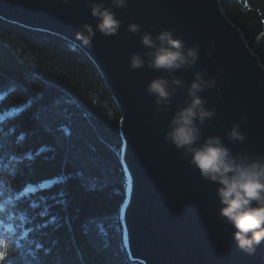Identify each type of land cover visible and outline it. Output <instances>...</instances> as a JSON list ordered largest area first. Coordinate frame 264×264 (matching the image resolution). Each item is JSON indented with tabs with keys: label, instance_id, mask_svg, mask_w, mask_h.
Masks as SVG:
<instances>
[{
	"label": "water",
	"instance_id": "1",
	"mask_svg": "<svg viewBox=\"0 0 264 264\" xmlns=\"http://www.w3.org/2000/svg\"><path fill=\"white\" fill-rule=\"evenodd\" d=\"M113 11L121 21L118 33L96 31L91 44L84 45L77 33L84 24H97L88 0H0V18L80 47L98 67L119 107L121 160L128 179L121 223L130 260L143 264L140 255H146L154 264H264V242L252 254L237 247L232 227L219 216L216 185L202 179L188 158L165 142L183 93L168 111L156 112L145 88L164 73L147 67L130 70V56L145 49L140 35L127 29L136 23L154 35L171 30L187 46H198L195 68L179 74L186 82L193 71L215 77L218 90L204 95L216 116L203 134L224 137L239 123L246 140H225L233 152L264 154V66L259 56L224 13L221 0H128L125 9ZM132 191L138 201L128 208Z\"/></svg>",
	"mask_w": 264,
	"mask_h": 264
},
{
	"label": "trees",
	"instance_id": "2",
	"mask_svg": "<svg viewBox=\"0 0 264 264\" xmlns=\"http://www.w3.org/2000/svg\"><path fill=\"white\" fill-rule=\"evenodd\" d=\"M221 7L264 66V0ZM0 117V221L13 225L9 239L27 232L10 264H141L130 260L121 223V113L90 57L0 18ZM29 185L37 191L17 198Z\"/></svg>",
	"mask_w": 264,
	"mask_h": 264
},
{
	"label": "clouds",
	"instance_id": "3",
	"mask_svg": "<svg viewBox=\"0 0 264 264\" xmlns=\"http://www.w3.org/2000/svg\"><path fill=\"white\" fill-rule=\"evenodd\" d=\"M128 0H88L90 15L97 20L95 28L84 24L77 39L91 44L95 32L109 36L118 33L121 21L113 9H125ZM140 35L144 53H133L129 68L136 71L149 68L164 73L147 84L145 92L154 98L156 112H166L180 93V101L165 133V142L172 144L200 174L216 185L219 216L233 229L237 247L248 254L264 242V154L233 152L225 143H243L246 136L239 123L232 125L224 137L204 136L203 129L216 116L215 108L208 106L204 93L218 90L215 77L206 71H193L186 82L179 73L194 69L199 60L198 46H187L171 30L155 35L131 23L127 29Z\"/></svg>",
	"mask_w": 264,
	"mask_h": 264
},
{
	"label": "snow or ice",
	"instance_id": "4",
	"mask_svg": "<svg viewBox=\"0 0 264 264\" xmlns=\"http://www.w3.org/2000/svg\"><path fill=\"white\" fill-rule=\"evenodd\" d=\"M3 117H0V120H2ZM23 139V137H21ZM47 149L41 148L40 152L46 151ZM29 159H32L31 156L28 157ZM13 160L16 159V157L12 158ZM60 182V179L56 180H49V181H44L39 185L40 189H45V188H50L52 187L53 184ZM93 190L95 186L93 185ZM37 191L36 187H33L29 185L28 187L24 188L21 193H19V197L22 196H27L30 193H34ZM63 195V193H61ZM9 203L11 202V198L8 201ZM32 207L35 208L37 205L35 203L32 204ZM5 209V204L3 202H0V213H2ZM11 219H15V217H12ZM21 221L25 220V217L21 215L19 217ZM121 219H123V215L121 216ZM53 222H55V217H53ZM14 233L15 229L12 224H8L7 226L3 225V221H0V264H10V258L12 255V249L15 247L17 249L21 248L22 245L20 243V239H24L27 237V232H24L22 236L19 239H9L7 236L4 235V233ZM127 240V234L125 232V241Z\"/></svg>",
	"mask_w": 264,
	"mask_h": 264
},
{
	"label": "bare ground",
	"instance_id": "5",
	"mask_svg": "<svg viewBox=\"0 0 264 264\" xmlns=\"http://www.w3.org/2000/svg\"><path fill=\"white\" fill-rule=\"evenodd\" d=\"M134 189H136V187H133ZM134 192L135 191H132V192H130L129 193V195H128V198H129V201H128V208L129 207H135V202H137L138 200H137V198L136 197H138L136 194H134ZM126 211V210H125ZM130 212V211H129ZM129 220L131 219V217L130 218H128ZM130 244H131V246H132V241H130ZM144 260H145V263H143V264H154V262L153 261H151V259L148 257V256H146V255H140Z\"/></svg>",
	"mask_w": 264,
	"mask_h": 264
}]
</instances>
